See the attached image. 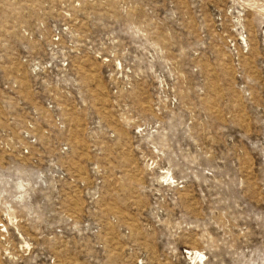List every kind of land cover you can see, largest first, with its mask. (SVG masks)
Returning <instances> with one entry per match:
<instances>
[{"label":"rangeland","instance_id":"obj_1","mask_svg":"<svg viewBox=\"0 0 264 264\" xmlns=\"http://www.w3.org/2000/svg\"><path fill=\"white\" fill-rule=\"evenodd\" d=\"M0 264H264V0H0Z\"/></svg>","mask_w":264,"mask_h":264}]
</instances>
